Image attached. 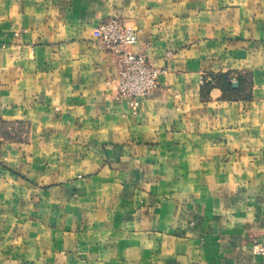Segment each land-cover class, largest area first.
I'll use <instances>...</instances> for the list:
<instances>
[{
    "label": "crops",
    "instance_id": "obj_1",
    "mask_svg": "<svg viewBox=\"0 0 264 264\" xmlns=\"http://www.w3.org/2000/svg\"><path fill=\"white\" fill-rule=\"evenodd\" d=\"M108 17L165 71L137 109ZM258 242L264 0H0V264H264Z\"/></svg>",
    "mask_w": 264,
    "mask_h": 264
},
{
    "label": "built area",
    "instance_id": "obj_2",
    "mask_svg": "<svg viewBox=\"0 0 264 264\" xmlns=\"http://www.w3.org/2000/svg\"><path fill=\"white\" fill-rule=\"evenodd\" d=\"M100 45L115 57L116 73L108 80L117 91V97L127 98L137 109L140 99L150 96L159 86V78L165 71L153 65L143 53L131 47L138 42V29L127 25L119 17H108L99 24ZM257 245L255 250L263 254Z\"/></svg>",
    "mask_w": 264,
    "mask_h": 264
},
{
    "label": "rangeland",
    "instance_id": "obj_3",
    "mask_svg": "<svg viewBox=\"0 0 264 264\" xmlns=\"http://www.w3.org/2000/svg\"><path fill=\"white\" fill-rule=\"evenodd\" d=\"M7 126H9V125H7ZM13 126H15V125H13ZM17 127H18V125H17ZM257 245H259V246L262 248L261 250L264 249V244L258 242V243H256L255 245H253V247H252L253 252L264 256V253L261 254V253L256 252V250H255V246H257Z\"/></svg>",
    "mask_w": 264,
    "mask_h": 264
},
{
    "label": "trees",
    "instance_id": "obj_4",
    "mask_svg": "<svg viewBox=\"0 0 264 264\" xmlns=\"http://www.w3.org/2000/svg\"><path fill=\"white\" fill-rule=\"evenodd\" d=\"M225 79V81L227 80L226 78H221V80L223 81ZM230 84V82H228V85ZM230 86H231V84H230Z\"/></svg>",
    "mask_w": 264,
    "mask_h": 264
},
{
    "label": "water",
    "instance_id": "obj_5",
    "mask_svg": "<svg viewBox=\"0 0 264 264\" xmlns=\"http://www.w3.org/2000/svg\"><path fill=\"white\" fill-rule=\"evenodd\" d=\"M236 85V83H234Z\"/></svg>",
    "mask_w": 264,
    "mask_h": 264
}]
</instances>
